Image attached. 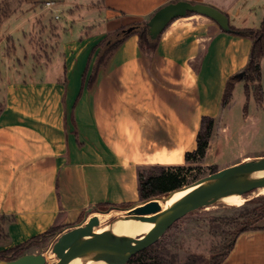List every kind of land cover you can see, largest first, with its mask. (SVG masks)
Returning a JSON list of instances; mask_svg holds the SVG:
<instances>
[{
  "label": "crops",
  "instance_id": "0c3cea01",
  "mask_svg": "<svg viewBox=\"0 0 264 264\" xmlns=\"http://www.w3.org/2000/svg\"><path fill=\"white\" fill-rule=\"evenodd\" d=\"M47 1L19 0L0 17L15 22L0 51V215L14 218L0 250L55 225L71 228L98 204L139 202V167L186 160L203 118L231 109L233 100L222 106L225 85L253 44L189 14L171 21L153 54L138 34L127 37L90 85L109 34L178 0ZM188 1L249 26L239 20L243 0ZM50 13L62 23H50ZM262 71L264 83V58ZM261 220L238 235L223 264H264Z\"/></svg>",
  "mask_w": 264,
  "mask_h": 264
},
{
  "label": "rangeland",
  "instance_id": "374dc122",
  "mask_svg": "<svg viewBox=\"0 0 264 264\" xmlns=\"http://www.w3.org/2000/svg\"><path fill=\"white\" fill-rule=\"evenodd\" d=\"M243 1L240 2L244 7L239 20L247 22L249 26L240 28L261 27L264 22V0H248L247 4ZM18 2L19 0H15L12 3L15 5ZM13 4L11 6L0 4L1 18L12 11ZM58 15L62 17L63 13L59 12ZM50 19L53 25L62 23V20L55 19L52 13H50ZM0 21V51H2L6 43L1 41V38L10 30L12 18L9 19L10 24L3 22L2 19ZM214 23L217 22L214 21ZM258 23L260 25L255 28L254 26ZM14 25L15 22L11 24V29L15 27ZM244 85L245 81L236 88L231 109L226 110L224 117L214 121L206 155L201 159L184 160L173 164L185 165L184 172L191 184L208 176L213 170L264 155V96L262 105H259L256 102L254 90L247 94ZM262 88L264 90L263 81ZM263 195L259 189H255L244 194L246 199L242 206L226 200L196 209L176 221L172 228L156 242L153 249H157L160 257L164 258L162 264H209L210 258L218 253L224 244H227L231 233L239 227L238 221L243 223L247 220V210L256 205V203H249L248 200ZM125 207L128 206L107 207L103 211L92 210L87 219L82 218L76 224L86 222L93 215H99L102 224L112 223L125 213L123 209ZM261 221L263 220L258 222ZM68 229L70 228H64L63 232ZM61 233L48 236L44 241L27 250V253L44 252L47 264L55 263L57 254L53 252L52 246Z\"/></svg>",
  "mask_w": 264,
  "mask_h": 264
},
{
  "label": "water",
  "instance_id": "95a60500",
  "mask_svg": "<svg viewBox=\"0 0 264 264\" xmlns=\"http://www.w3.org/2000/svg\"><path fill=\"white\" fill-rule=\"evenodd\" d=\"M188 12L206 15L226 30L231 27L229 17L223 10L207 3L178 0L165 4L152 14L147 21L150 37L158 38L173 19L187 16ZM132 29L133 27H130L128 31ZM263 170L264 155L242 160V162L225 166V168L211 172L208 176L195 181L192 183L194 186L191 191L174 202L160 200L158 198L162 196H157L140 200L123 208L126 210L143 203L142 211L145 214H155L159 210L167 208L168 216L158 221L157 225L149 226L143 220L105 225L101 223L99 215H93L86 222L76 224L59 235L52 246L53 252L57 254V260L53 264H73L75 252L80 246L95 245L106 248L114 239L123 238L127 236V233L136 232L137 235L131 241V248L126 256V261H128L132 256L153 246L172 228L176 221L192 211L225 202L233 195L243 196L245 193L264 187V176H255L257 172ZM111 255V253H107L101 258L107 259ZM0 264H47V257L44 252L25 253L15 259L0 261Z\"/></svg>",
  "mask_w": 264,
  "mask_h": 264
},
{
  "label": "trees",
  "instance_id": "16d2710c",
  "mask_svg": "<svg viewBox=\"0 0 264 264\" xmlns=\"http://www.w3.org/2000/svg\"><path fill=\"white\" fill-rule=\"evenodd\" d=\"M194 14L188 12L187 15ZM176 19V18H175ZM174 20V19H173ZM133 27L131 31L128 28ZM222 28V27H221ZM222 30L253 39L252 48L250 50V58L246 66L240 70L239 73L231 76L225 85V92L223 95L222 106L226 107L232 103L234 97V87L240 80L245 81L244 87L246 93L249 94L251 90H254L256 102L262 105L264 90L262 88V59L264 58V22L259 28H236L231 26L229 30L222 28ZM138 34V40L141 49L147 54H153L156 51L160 37L151 38L148 32V22L145 20L136 21L132 26L124 27L119 29L115 33L109 34L103 41L102 49L98 54V62L96 63L93 73L91 84L94 82L98 70L105 66L110 59L112 53L119 48V46L125 41V39L131 35ZM1 108V105H0ZM201 128L197 134V148L193 151L188 152L185 155L187 161L191 159H201L206 155L207 148L210 143V136L214 127V121H208L207 118H203L201 122ZM185 165H173L166 166L162 164H156L152 166H140L138 169L137 177L139 180L138 194L140 200L155 198L157 196H164L171 194L172 192L184 188L190 185L191 182L188 176L185 174ZM217 171L216 170H213ZM249 203H256L253 207L247 210L246 214L248 218L246 221L241 223L238 221L239 227L231 233V238L227 240V244L219 250L218 253L214 254L210 258L209 264H223L225 258L232 250L234 242L239 234L244 230L257 227L255 224L264 217V195L260 197H254L248 200ZM131 204L113 205L111 203L98 204L95 207L97 211H103L107 207L120 208L123 206H129ZM14 218L0 215V242L8 239L9 232L7 231V224L13 221ZM64 227L55 225L49 228L44 233L38 234V236L22 242L19 245L0 250V261L11 260L20 257L22 254L27 253L32 246L44 241L48 236H55L63 232ZM156 244V243H155ZM142 250L140 253L132 256L124 264H162L164 258L160 257L157 249H153L156 245Z\"/></svg>",
  "mask_w": 264,
  "mask_h": 264
},
{
  "label": "bare ground",
  "instance_id": "6f19581e",
  "mask_svg": "<svg viewBox=\"0 0 264 264\" xmlns=\"http://www.w3.org/2000/svg\"><path fill=\"white\" fill-rule=\"evenodd\" d=\"M255 176H264V170L257 172ZM193 186V184L185 186L184 188L176 190L166 196L159 197L158 199L174 202L188 194ZM259 191L260 193L264 194V187H261ZM245 199L246 198L244 195L242 196L236 194L231 196L229 201L233 204L242 206ZM142 208L143 203H140L138 205L132 206L129 209H126L125 213L120 215L111 224H121L123 222H141V220H143L149 226H152L157 225L158 221L165 219L169 214L167 208H163L155 214H145L144 211H142ZM136 235V232L127 233V236H124L123 238L114 239L106 248H100L95 245H90L88 247L80 246L75 252L73 264H124L126 261V256L131 248V241ZM107 253H111L112 255L107 259H102L101 257Z\"/></svg>",
  "mask_w": 264,
  "mask_h": 264
},
{
  "label": "built area",
  "instance_id": "2783aa9c",
  "mask_svg": "<svg viewBox=\"0 0 264 264\" xmlns=\"http://www.w3.org/2000/svg\"><path fill=\"white\" fill-rule=\"evenodd\" d=\"M51 3H52V1L49 0L46 2V5L49 6V5H51ZM56 17L58 18V15Z\"/></svg>",
  "mask_w": 264,
  "mask_h": 264
}]
</instances>
